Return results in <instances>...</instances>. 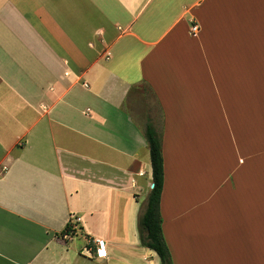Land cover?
<instances>
[{"label":"crops","instance_id":"crops-1","mask_svg":"<svg viewBox=\"0 0 264 264\" xmlns=\"http://www.w3.org/2000/svg\"><path fill=\"white\" fill-rule=\"evenodd\" d=\"M147 122L172 264H264V0H0V264H161Z\"/></svg>","mask_w":264,"mask_h":264},{"label":"trees","instance_id":"trees-1","mask_svg":"<svg viewBox=\"0 0 264 264\" xmlns=\"http://www.w3.org/2000/svg\"><path fill=\"white\" fill-rule=\"evenodd\" d=\"M145 135L149 144L152 165V183L147 196L143 212L139 216L138 230L141 243L157 252L161 264H172L169 247L162 232V218L160 214V197L164 183L163 156L161 139L151 122H147ZM72 224L67 226L65 232L72 231Z\"/></svg>","mask_w":264,"mask_h":264},{"label":"built area","instance_id":"built-area-1","mask_svg":"<svg viewBox=\"0 0 264 264\" xmlns=\"http://www.w3.org/2000/svg\"><path fill=\"white\" fill-rule=\"evenodd\" d=\"M196 28H197V25L192 26V30H195ZM75 229H76V227L73 226V230L66 233L65 236L66 237L72 236L75 233ZM94 242L96 244V247H95L96 255L99 257H105L107 255V249H106V245H105L104 240L97 238V239H94Z\"/></svg>","mask_w":264,"mask_h":264},{"label":"water","instance_id":"water-1","mask_svg":"<svg viewBox=\"0 0 264 264\" xmlns=\"http://www.w3.org/2000/svg\"><path fill=\"white\" fill-rule=\"evenodd\" d=\"M153 185H154V184L152 183V184H151V187H153Z\"/></svg>","mask_w":264,"mask_h":264},{"label":"rangeland","instance_id":"rangeland-1","mask_svg":"<svg viewBox=\"0 0 264 264\" xmlns=\"http://www.w3.org/2000/svg\"><path fill=\"white\" fill-rule=\"evenodd\" d=\"M150 168H151V167H150ZM151 184H152V183H151ZM151 184H150V185H151Z\"/></svg>","mask_w":264,"mask_h":264}]
</instances>
